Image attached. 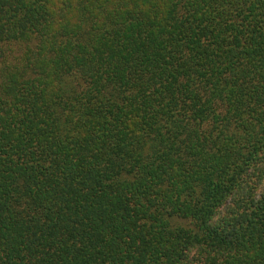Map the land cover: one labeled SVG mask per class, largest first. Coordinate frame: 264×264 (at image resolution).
<instances>
[{
	"label": "trees",
	"instance_id": "16d2710c",
	"mask_svg": "<svg viewBox=\"0 0 264 264\" xmlns=\"http://www.w3.org/2000/svg\"><path fill=\"white\" fill-rule=\"evenodd\" d=\"M0 264H264V0H0Z\"/></svg>",
	"mask_w": 264,
	"mask_h": 264
}]
</instances>
